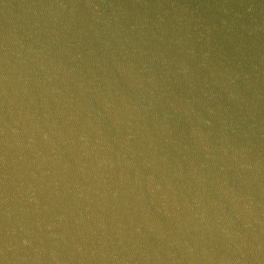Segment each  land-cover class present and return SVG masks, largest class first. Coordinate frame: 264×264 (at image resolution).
I'll return each mask as SVG.
<instances>
[{
  "label": "water",
  "instance_id": "95a60500",
  "mask_svg": "<svg viewBox=\"0 0 264 264\" xmlns=\"http://www.w3.org/2000/svg\"><path fill=\"white\" fill-rule=\"evenodd\" d=\"M0 264H264V0H0Z\"/></svg>",
  "mask_w": 264,
  "mask_h": 264
}]
</instances>
